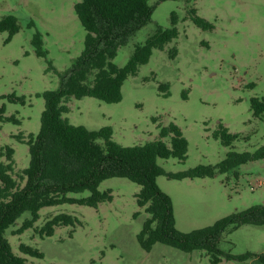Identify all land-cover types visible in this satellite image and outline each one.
<instances>
[{"label":"rangeland","instance_id":"rangeland-1","mask_svg":"<svg viewBox=\"0 0 264 264\" xmlns=\"http://www.w3.org/2000/svg\"><path fill=\"white\" fill-rule=\"evenodd\" d=\"M82 0H0V19L15 16L20 31L0 32V163L7 164L6 149L14 151V175L29 167L28 140L37 136L46 108L44 95L57 91L61 75L85 49L86 31L75 6ZM151 21L118 50L114 63L124 67L136 51L159 29L173 27L179 37L164 50H154L148 64L125 81L119 103L85 97L68 102L64 118L89 131L112 130L122 147L159 139L161 128L175 124L188 143L187 160H158L166 172L179 173L199 166L216 167L230 153H258L264 148V113L256 115L252 100L264 97V0H150ZM212 25L204 30L191 11ZM31 23L34 26H31ZM42 35L48 61L33 46ZM176 48L177 56L170 58ZM168 85V89H160ZM13 99V101L10 100ZM237 139L225 146L221 131ZM25 183V181H24ZM157 185L173 204L176 228L182 233L212 226L217 220L264 205V159L250 161L215 177L171 180ZM111 191L113 200L91 208L81 205L46 207L33 227L17 233L30 213L20 217L7 233L13 253L28 264H212L205 251L184 253L156 244L145 252L138 243L148 218L137 203L141 187L124 178L104 181L99 191ZM88 193L74 195L87 197ZM77 218L74 226L56 228L52 237L38 231L57 215ZM17 233V234H16ZM25 244L44 254L37 259L21 253ZM218 248L225 254H264V226L228 229ZM220 264H262L258 258Z\"/></svg>","mask_w":264,"mask_h":264},{"label":"trees","instance_id":"trees-1","mask_svg":"<svg viewBox=\"0 0 264 264\" xmlns=\"http://www.w3.org/2000/svg\"><path fill=\"white\" fill-rule=\"evenodd\" d=\"M75 12L87 33L85 49L72 67L61 75L59 89L44 95L46 108L40 132L37 136L31 135L27 142L29 167L19 179L15 177L14 151L11 148L6 149L9 163H0V264H28L13 253L6 236L22 215L30 213L31 219L25 220L17 233L32 228L39 219V212L46 207L69 204L97 208L113 200L110 190L99 191L104 181L113 178H124L141 187L137 203L145 209L148 218L138 236V243L145 252L149 253L156 244H162L184 253L205 251L212 264H220L223 260L244 262L255 257L264 264V254L233 256L218 248L228 229L237 230L244 225L264 226V205L233 213L212 226L182 233L176 228L171 198L157 185L160 176L171 180L215 177L241 164L264 159V148L254 154L230 153L216 167L199 166L171 173L166 172L158 160L175 158L184 162L188 154L187 140L175 124L161 128L159 139L155 141L122 147L113 141L110 128L89 131L71 125L63 117L68 113L67 104L72 99L90 97L108 104L119 103L128 77L135 76L140 66L149 63L154 50H164L178 39L177 17L173 15L171 29H159L146 45L136 48L126 66L118 67L114 60L119 48L127 45L129 39L151 21L154 7L150 0H82L75 6ZM191 14L198 27L212 30V25L197 17L195 11L192 10ZM6 31L11 37L20 31L15 16L0 19V32ZM32 43L37 55L47 60L42 35L36 33ZM176 56L177 49L173 48L170 58L175 59ZM48 63L53 69L51 61ZM168 88V85L160 86V89ZM252 108L256 115L263 114L264 97L253 99ZM4 114L5 108H0V122L12 120L5 118ZM221 136L225 146H230L237 139L236 135L225 130L221 131ZM84 193L89 196L74 197ZM77 222L72 215L60 214L50 218L38 234L42 238L52 237L56 228L74 226ZM19 249L30 257L44 258L39 250L25 244H21Z\"/></svg>","mask_w":264,"mask_h":264}]
</instances>
